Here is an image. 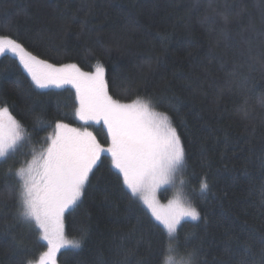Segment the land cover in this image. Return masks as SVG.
I'll list each match as a JSON object with an SVG mask.
<instances>
[{
    "label": "trees",
    "instance_id": "trees-1",
    "mask_svg": "<svg viewBox=\"0 0 264 264\" xmlns=\"http://www.w3.org/2000/svg\"><path fill=\"white\" fill-rule=\"evenodd\" d=\"M0 35L54 64L103 65L116 100L151 97L185 148L182 191L200 219L182 220L178 232L196 253L192 264H264V0H0ZM2 106L37 145L57 121L110 142L103 122L75 117L72 86L37 88L11 52L0 55ZM14 172L0 161V264H28L47 251L40 230L18 217ZM158 193L164 202L176 196ZM81 201L65 226L85 239L61 250L60 264H162V226L130 196L110 155Z\"/></svg>",
    "mask_w": 264,
    "mask_h": 264
},
{
    "label": "snow or ice",
    "instance_id": "snow-or-ice-1",
    "mask_svg": "<svg viewBox=\"0 0 264 264\" xmlns=\"http://www.w3.org/2000/svg\"><path fill=\"white\" fill-rule=\"evenodd\" d=\"M6 52L18 57L37 88L72 85L78 100L75 117L85 123L102 121L110 141L104 147L86 128H71L57 121L53 134L46 138L50 141L47 148L15 170L18 217L34 221L41 239L47 242V251L41 255L39 264H55L56 254L62 248H81L85 234L79 239H68L64 218L82 202L90 175L104 154L110 155L111 166L122 176L130 196L142 201L151 217L162 226V264H177L174 257H180L179 264H192L196 253L188 250L187 238L181 241L178 229L186 218L199 220L200 213L182 191L185 182L180 181V189L167 205H161L156 198L162 185H176L186 167L185 148L170 117L155 110L151 97L138 96L131 103L113 99L100 64L94 73L82 72L75 64L58 67L26 51L15 39L0 35V55ZM28 139L26 129L8 107H0V161L14 156ZM208 188L207 180L203 179L201 192ZM8 195L11 198L12 190Z\"/></svg>",
    "mask_w": 264,
    "mask_h": 264
},
{
    "label": "rangeland",
    "instance_id": "rangeland-1",
    "mask_svg": "<svg viewBox=\"0 0 264 264\" xmlns=\"http://www.w3.org/2000/svg\"><path fill=\"white\" fill-rule=\"evenodd\" d=\"M38 58V57H37ZM40 59V58H39ZM43 60V59H41ZM48 63H51L49 61H47ZM51 64H54V63H51ZM56 66H61V65H65V64H61V65H58V64H54ZM103 66V65H102ZM78 67V66H77ZM104 67V66H103ZM79 68V67H78ZM80 69V68H79ZM105 69V68H104ZM82 72H85V73H94L95 70L92 72H89V71H84L82 69H80ZM105 75H106V71H105ZM106 78V76H105ZM72 86V85H70ZM73 87V86H72ZM50 88H58L56 86H50L48 88H40V89H50ZM74 88V87H73ZM75 89V88H74ZM76 90V89H75ZM113 98V97H112ZM114 99V98H113ZM121 102V101H120ZM121 103H131V102H121ZM9 109V108H8ZM9 112L10 114L16 119V117L11 113L10 109H9ZM159 112V111H158ZM17 120V119H16ZM18 121V120H17ZM19 122V121H18ZM84 124H94V125H99L93 121H89L87 123H85L84 121H82ZM71 128H78V127H75V126H69ZM79 129V128H78ZM85 129V128H84ZM87 129V128H86ZM83 130V129H81ZM87 131L89 132H92L89 128L87 129ZM27 132V131H26ZM54 132V131H53ZM53 132L49 135L51 136L53 134ZM29 136V135H28ZM48 136V137H49ZM48 143H50V141H47L44 143L43 146L41 145H37L35 144L34 142L31 141V139H28L26 142L23 143V145L19 148V150L16 152V154L14 156H10L9 158L6 159V162L10 165V167H14L15 170L21 166H25V162L26 161H31L33 156H37L39 157V155L41 154V152L47 148L48 146ZM107 147V146H105ZM182 175L178 176L177 180H176V185L173 187V186H169V185H162L159 190H164V189H170L172 193H175L177 194V191L178 189H180V181L183 180L182 179ZM156 198L157 200L159 201V203L161 205H167L168 202H164L163 198L161 197V195H159V193L157 194L156 193ZM34 223V221H32ZM64 228H65V235L68 239H76V238H71L67 235L66 233V226H65V218H64ZM47 243V242H46ZM63 249H71V248H62L60 249L63 250ZM60 251L57 252L56 254V257H55V264H60L59 260H58V256H59V253ZM32 264H39V260L38 261H35V262H32Z\"/></svg>",
    "mask_w": 264,
    "mask_h": 264
}]
</instances>
